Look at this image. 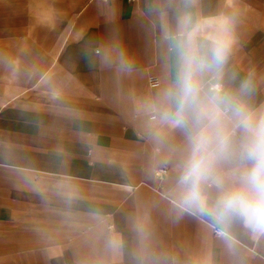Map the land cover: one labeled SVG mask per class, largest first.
<instances>
[{
	"label": "crops",
	"instance_id": "0c3cea01",
	"mask_svg": "<svg viewBox=\"0 0 264 264\" xmlns=\"http://www.w3.org/2000/svg\"><path fill=\"white\" fill-rule=\"evenodd\" d=\"M186 15L234 19L223 83L264 104V0H0V264H264V232L179 196Z\"/></svg>",
	"mask_w": 264,
	"mask_h": 264
},
{
	"label": "clouds",
	"instance_id": "9594fccd",
	"mask_svg": "<svg viewBox=\"0 0 264 264\" xmlns=\"http://www.w3.org/2000/svg\"><path fill=\"white\" fill-rule=\"evenodd\" d=\"M233 24L224 15L181 20L176 82L164 93L168 107L160 117L181 132L182 204L211 219H239L264 232V104L252 102L251 78L235 89L223 83L235 44ZM205 31L209 34L202 39Z\"/></svg>",
	"mask_w": 264,
	"mask_h": 264
},
{
	"label": "built area",
	"instance_id": "2783aa9c",
	"mask_svg": "<svg viewBox=\"0 0 264 264\" xmlns=\"http://www.w3.org/2000/svg\"><path fill=\"white\" fill-rule=\"evenodd\" d=\"M101 1H112V0H101ZM127 1H136V0H127ZM150 81H151L152 83H154V80H153L152 78H150Z\"/></svg>",
	"mask_w": 264,
	"mask_h": 264
}]
</instances>
